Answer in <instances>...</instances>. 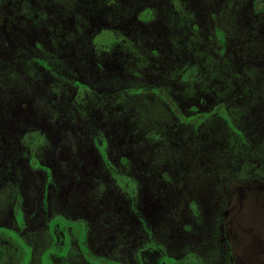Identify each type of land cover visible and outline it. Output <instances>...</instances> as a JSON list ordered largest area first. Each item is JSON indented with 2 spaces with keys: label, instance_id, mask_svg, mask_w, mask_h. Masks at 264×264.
<instances>
[{
  "label": "flooded vegetation",
  "instance_id": "obj_1",
  "mask_svg": "<svg viewBox=\"0 0 264 264\" xmlns=\"http://www.w3.org/2000/svg\"><path fill=\"white\" fill-rule=\"evenodd\" d=\"M0 196V264H264V0H0Z\"/></svg>",
  "mask_w": 264,
  "mask_h": 264
},
{
  "label": "rangeland",
  "instance_id": "obj_2",
  "mask_svg": "<svg viewBox=\"0 0 264 264\" xmlns=\"http://www.w3.org/2000/svg\"><path fill=\"white\" fill-rule=\"evenodd\" d=\"M10 202H11L10 196H6L5 198L0 196V226L2 224H4L5 226H8L9 224L10 213H9L7 205H9ZM2 231H5V233H9V234L11 233V231L9 230H2ZM28 238H30V243L34 248L33 251L37 252L43 244L42 234L37 229H31L28 232ZM50 250H53V248H51ZM67 251H68V248L65 245H63L62 248L58 250V252L62 253V255L66 254ZM72 264H87V263L81 262V261L79 262L75 261V262H72Z\"/></svg>",
  "mask_w": 264,
  "mask_h": 264
}]
</instances>
